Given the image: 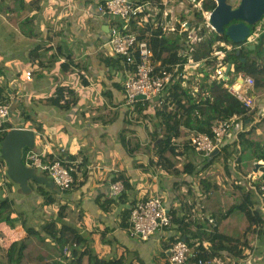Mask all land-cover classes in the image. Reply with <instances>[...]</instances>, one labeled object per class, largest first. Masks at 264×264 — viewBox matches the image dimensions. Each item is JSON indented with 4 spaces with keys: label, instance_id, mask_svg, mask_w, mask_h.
I'll return each mask as SVG.
<instances>
[{
    "label": "crops",
    "instance_id": "obj_1",
    "mask_svg": "<svg viewBox=\"0 0 264 264\" xmlns=\"http://www.w3.org/2000/svg\"><path fill=\"white\" fill-rule=\"evenodd\" d=\"M12 1L0 0V102L10 105L13 127L36 132L34 151L60 158L68 167L74 166L76 172L73 188L64 194L48 187L57 201L45 205L38 189L47 186L35 181L30 182L31 193L24 194L15 203L12 196L19 186L0 170V188L5 191V198L13 200L17 218L13 227L0 221V264H10L7 252L11 244L27 236L18 214L24 212L26 225L41 230L46 222L57 219L61 206L70 211L66 221L78 227L86 239V247L97 257L124 258L126 264H166L171 245L168 248L165 243L173 241L172 244L181 236L179 225L172 224L150 239L142 240L127 231L129 215L126 212L135 203L159 195L165 206L180 217L189 216L190 211L194 216L197 204L189 201L188 193L191 195L193 190L196 194H192V201L201 202V187L207 178L198 180L197 174L178 175L151 163L157 159L155 148L132 154L125 141L150 146L158 120L152 106L145 117L126 105L125 67L106 48L111 23L107 16L99 14L94 0H23L20 20H24V33L10 19ZM11 34H14L13 46L8 42ZM224 53L219 52L223 63L227 62ZM27 71L32 72L30 79L26 77ZM237 74L246 75L236 73L232 66L228 74L230 84L234 80L242 84ZM59 87H68L74 92L76 101L69 109L49 102ZM240 89L254 99L255 106L242 117L240 128L243 130L232 132L226 139L223 153L233 150L244 131L245 147L252 146L251 150L244 149L251 162V173L240 175L238 167L233 166L238 156L228 154L224 163L218 165L223 164L225 169L224 182L220 181L221 174L218 181L207 179L225 188V184H230L229 188L246 184L243 177L251 175L259 178L264 186V128L258 127L264 118V90L244 85ZM221 157L218 159L224 158ZM181 159L199 165L198 156L191 148L185 150ZM38 172L52 181L47 173ZM121 173L129 178L131 187L105 204L103 196ZM256 189L262 190L261 186L255 188L258 196ZM17 202L20 206L24 204V210ZM193 228L194 225L190 227ZM255 236L254 247L246 248L243 259L226 250L215 258L223 264H264V230L260 229Z\"/></svg>",
    "mask_w": 264,
    "mask_h": 264
},
{
    "label": "trees",
    "instance_id": "obj_2",
    "mask_svg": "<svg viewBox=\"0 0 264 264\" xmlns=\"http://www.w3.org/2000/svg\"><path fill=\"white\" fill-rule=\"evenodd\" d=\"M12 15L10 19L17 24L20 30L24 33V20H20V11L23 9V0H13L11 3ZM216 6L214 0H205L203 8L205 10H213ZM196 17L202 18L200 12H196ZM255 25L252 26V29ZM204 32V28H202ZM262 37V36H261ZM260 37V38H261ZM264 37V36H263ZM225 42L232 45L233 48L227 49L223 46H218L219 51L225 52L224 60L232 63L233 69L236 73H246L255 79V87L264 90V60L261 59L260 51L257 46L254 50L246 51L241 49L238 55L237 50L245 42L236 43L226 35L213 33V35L206 41L198 44L195 50H192V56L195 60L208 59L209 64L218 62V58L213 56V45L216 42ZM156 56L163 61H177L180 44L167 48L164 40H153ZM264 44V41H263ZM255 54L256 58L249 60V55ZM245 59L243 61L242 59ZM201 88L209 92L210 96L203 97L200 102H197L195 97L189 91L182 87L180 83H175L170 89V96L163 97L155 102V118L158 123L155 124V130L151 134L150 146L138 144V142H128L132 154L149 151L155 148L157 159H152L151 163L159 165L166 171H173L178 175L188 174L194 175L197 172L198 165L191 161H183L181 156L186 149L191 148L188 142H183V146L177 143L182 138H187L193 131L195 132H210L212 124L227 116L238 115L245 118L248 112L243 103L226 87L224 81L210 80L209 73L204 71V78L201 83ZM76 97L74 92L68 87H59L57 95L49 100L50 103L61 108L69 109L75 103ZM0 103H6L1 101ZM139 116H147V108L137 106ZM264 118L258 123V127L264 128ZM12 127L13 125L10 124ZM245 135L243 131L239 134V141L234 143L233 150L228 154H236L238 156V169L240 175H249L251 173V162L246 158L244 149ZM192 149V148H191ZM249 150L252 146H248ZM25 148L23 151V160L25 162V155L29 151ZM223 148L220 152L212 156L214 159L219 157L227 158L228 154L223 153ZM246 150V149H245ZM4 160L0 158V170L2 169ZM74 175V173H73ZM122 180L127 191L131 187L129 178L123 173L118 174L113 181ZM205 179L203 181L205 192L201 200V207L205 217H213L217 225L212 226L208 220L200 221L195 219L191 211L189 216L180 217L176 211H173V223L179 225L181 236L179 238L186 239L191 247H195L199 251V257L203 259L213 258L220 255V252L226 250L233 256L243 259L245 257V250L251 244L248 238L241 240L233 238L222 232L223 220L229 217L235 209H238L243 215L249 219L247 231L252 230L255 234L257 229L264 230V213L253 208L260 202L257 194L253 193V189L247 188L243 184L237 185L233 190H226L225 188L214 184ZM257 190V189H256ZM260 190V189H259ZM69 191V190H68ZM228 191L236 194L239 192L241 201L235 206H230L228 199ZM60 192V191H59ZM67 192V191H65ZM63 192V193H65ZM260 195L262 190L257 191ZM38 193L44 198L45 205H53L57 199L50 192L48 187L39 188ZM122 193V194H123ZM122 194L120 196H122ZM231 194V193H230ZM257 197V201L255 199ZM109 199L104 200L105 204H109ZM133 206V205H132ZM127 210L126 215L131 214V209ZM16 211L14 210V202L9 198L0 199V221H6L10 226L16 225ZM70 211L66 206H61L58 211L57 219L46 222L41 230L26 225L24 220V212L18 214L21 224L26 228L27 236L20 240L13 242L8 249L7 259L10 264H126L124 258L106 259L97 257L92 249L86 247V239L78 227L70 225L66 221V217ZM172 223V224H173ZM129 224V223H128ZM194 225V230L190 227ZM128 226V225H127ZM206 229H213L208 232ZM44 232V233H43ZM199 238L201 244L195 245L194 239ZM210 241L211 246L209 250L205 249L202 241ZM176 241V240H175ZM173 241H167L166 247L169 248ZM196 258H192L190 262H195Z\"/></svg>",
    "mask_w": 264,
    "mask_h": 264
},
{
    "label": "built area",
    "instance_id": "obj_3",
    "mask_svg": "<svg viewBox=\"0 0 264 264\" xmlns=\"http://www.w3.org/2000/svg\"><path fill=\"white\" fill-rule=\"evenodd\" d=\"M100 15H105L110 21L109 39L107 45L125 67L124 92L125 103L133 110L141 105L143 108L155 106V102L163 97L170 96V89L175 83H180L183 88L192 94L197 102L210 96L209 92L201 88L204 71L209 73L210 80L224 81L225 87L233 93L243 105L250 109L255 106V101L250 96L241 92L240 86L247 88L255 86V79L251 75L237 74L238 78H244L242 84L239 80L229 83L231 77L227 75V62L220 61L218 46L227 49L233 48L225 42H216L213 45V56L218 62L209 64L207 58L195 60L192 50L198 44L206 41L213 33H217L209 23L212 10H205V0H94ZM215 1V0H214ZM190 5V6H189ZM189 9L195 13L190 17ZM196 12L202 14V20L196 19ZM204 28V32L202 31ZM264 33V15L252 29L250 36L239 48L250 51L251 45L257 44ZM164 40L167 48L180 44L177 61H163L157 58L153 40ZM225 54V53H224ZM223 54V55H224ZM31 71L26 72V77L31 78ZM143 96L144 98H139ZM158 98V99H156ZM11 107L8 103H0V147L2 140L9 130ZM242 116L233 115L216 120L210 132H191L185 140L177 143L188 145L202 157H212L215 151L220 152L226 139L234 131L243 130ZM25 163L38 171L47 173L57 186L60 193L73 188L76 172L74 166L68 167L60 158L49 157L43 152L29 150L25 155ZM238 162H233L234 168ZM247 188L255 190L257 185L264 186L259 178L252 176L243 177ZM125 190L122 180L111 183L109 192L103 196V200L116 198ZM258 197L259 204L253 208L264 213V191ZM203 199V196L201 197ZM200 221L208 220L212 226H216L215 218L205 217L202 214ZM173 223V213L166 207L161 196L153 195L147 200L139 201L132 206L127 231L132 237L142 240L150 239L157 231L168 228ZM211 232L213 229H206ZM260 228L257 229V232ZM256 232V233H257ZM196 246L201 242L199 238L193 240ZM257 237L253 238L251 247H254ZM202 245L209 250L210 241L203 240ZM165 258L166 264H186L192 258H196L195 264H223L222 261L213 257L203 259L199 257V251L191 247L186 239L178 238L171 244Z\"/></svg>",
    "mask_w": 264,
    "mask_h": 264
},
{
    "label": "water",
    "instance_id": "obj_4",
    "mask_svg": "<svg viewBox=\"0 0 264 264\" xmlns=\"http://www.w3.org/2000/svg\"><path fill=\"white\" fill-rule=\"evenodd\" d=\"M215 2L216 6L211 11L209 23L218 34H224L236 43L246 41L251 34L252 26L256 25L264 15V0H240L236 7L228 0H215ZM106 48L112 54L110 46L106 45ZM249 48L254 50L255 45H251ZM240 53L241 48H238L237 54ZM242 60L245 61L244 58ZM231 69L232 63L228 62L227 75ZM243 81L244 78H241L240 82ZM139 98L144 97L139 96ZM35 139L36 132L34 130L13 127L5 135L0 147V158L7 163V175L12 182L19 186V191L23 194L31 193V181L44 184L52 189L57 188L47 175L39 173L38 169L27 165L23 160L24 149L33 150ZM216 153L217 151L214 152V154Z\"/></svg>",
    "mask_w": 264,
    "mask_h": 264
},
{
    "label": "rangeland",
    "instance_id": "obj_5",
    "mask_svg": "<svg viewBox=\"0 0 264 264\" xmlns=\"http://www.w3.org/2000/svg\"><path fill=\"white\" fill-rule=\"evenodd\" d=\"M239 1L240 0H228V2L231 3L235 7L239 4ZM189 12H190V17L189 18L194 17L193 14L195 12L193 10H191V9H189ZM196 19H198V18L196 17ZM0 30L2 31L1 26H0ZM13 36H14V34H11L9 36V39H8V42L12 46H13ZM263 36H264V33H263L262 37L259 38L256 46H257L258 50L260 51V55L262 56L261 59L264 60V44H263L264 37ZM112 55L115 56V54H112ZM253 55L255 56V54H253ZM253 55H249V60L250 61L254 58ZM185 139L186 138H182L180 140L182 141V140H185ZM224 145L222 146V148L224 147ZM197 156H198L199 165L197 167V172L195 174H197V179L198 180H200V178H204L205 177V178H207L209 180H212L213 182L216 181V180L218 181L219 174H221L222 176H220L221 177L220 178V181L221 182H224L223 179L225 178L224 177V174H225V171L224 170L225 169L222 168V165L223 164L220 167H218V165H220V162H223L224 163V160L223 159H220L219 160L217 158L214 159L212 157H202L199 154H197ZM183 161H186V160H183ZM1 170L3 172V175L7 179L11 180L9 178V176L7 175V163L5 161L3 163V166H2V169ZM219 170H220V172H219ZM12 184H14V183H12ZM225 185L227 186V188H225L222 185H219V186L225 188L226 190H233L234 189L233 188V185H232V188H229L230 187V184H225ZM205 189L206 188L203 185L201 187V191H202L201 193H202V195H203V192H205ZM17 191L21 195H19L18 192H16L14 194V196H12V199L15 200V203H16L17 199L20 198L21 196L24 198V194L21 193L19 191V189ZM253 191H254L253 193H255V190H253ZM257 191L260 192V190H257ZM262 191H264V190H262ZM188 192H189V188H188ZM192 192H193L192 194L195 193L193 190H192ZM62 194H64V193H62ZM192 194L190 195V193H188V197L190 196V200L189 201L192 204H194V202H195V204H197L196 209H195L196 212L194 214V217H195V219H198V218H201V216L203 214L202 207H201V204H200L201 202L200 201H192V197H193ZM228 195H229L228 196V199H229V202H230V206L236 208L235 206L241 201V196H240L239 192L236 193V194H233L232 192H229L228 191ZM0 199H5V191L2 188H0ZM200 200H202L201 197H200ZM18 207H20V208H22L24 210V204H22V206H20L19 203H18ZM248 225H249V219L246 217V215H243L238 209H235L234 212L229 217H227V218H225L223 220V226L221 227V230H222V232L226 233L227 235H229V236H231L233 238H239L242 241L245 240L246 238H248V241H249V240H252V238L255 237V233L252 230L247 231ZM192 230H194V228ZM259 246L260 245L257 244V247H259ZM224 259H226V258H224Z\"/></svg>",
    "mask_w": 264,
    "mask_h": 264
}]
</instances>
